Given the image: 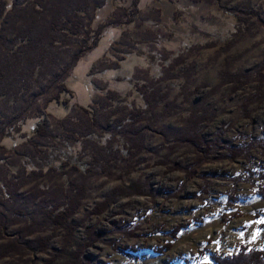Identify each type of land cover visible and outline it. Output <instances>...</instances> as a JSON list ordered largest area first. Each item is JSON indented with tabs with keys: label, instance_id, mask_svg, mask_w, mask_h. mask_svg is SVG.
I'll return each mask as SVG.
<instances>
[{
	"label": "rangeland",
	"instance_id": "374dc122",
	"mask_svg": "<svg viewBox=\"0 0 264 264\" xmlns=\"http://www.w3.org/2000/svg\"><path fill=\"white\" fill-rule=\"evenodd\" d=\"M3 1L0 29L5 18H12L13 1ZM130 1L87 0L91 8L78 15L93 30L119 20ZM32 2L45 10L53 0H17L15 6L31 9ZM138 4L140 13L133 22L103 28L98 46L83 53L62 77L71 91L66 105L49 100L56 88L48 86L69 63L83 34L50 31L55 43L38 48L14 40L13 34L0 41V210L8 224L5 236H15L29 220L24 216L31 213V196L38 189H63L70 179L80 181L72 167L86 168L96 147L116 159L110 171L89 179L86 197L70 218L77 227L76 242L87 231L101 236L86 249L87 264H209L203 252L225 257L241 245L264 254V220L254 216L255 210L264 212V199L256 194L264 184L256 176L264 172L259 147L264 145V97L245 108L246 100L256 96L255 82L239 90L220 84L221 72L257 74L264 60V0ZM48 19L42 17L41 25L47 26ZM226 41L235 42L226 48ZM133 82L164 93L153 110L157 121L144 111L147 107ZM259 88L264 92V83ZM79 107L88 113L81 114ZM192 108L207 118L198 126L202 139L213 145L205 156L172 140ZM137 109L144 111V119L132 131L139 133L142 148L132 158L122 137L128 118H121ZM43 120L54 131V141L34 136ZM244 146V157L227 155L231 147ZM200 157L204 160L198 164ZM39 170L43 173L36 176ZM134 182L150 186V195L120 194L106 210L97 205L115 188ZM229 195L242 204H230ZM41 197L45 195L39 194L35 202ZM176 226L187 230L176 238L167 235ZM38 234L51 237L46 253L23 250L0 264H42L64 243L63 233L51 229L26 239ZM166 244H171L166 252L155 254Z\"/></svg>",
	"mask_w": 264,
	"mask_h": 264
},
{
	"label": "trees",
	"instance_id": "16d2710c",
	"mask_svg": "<svg viewBox=\"0 0 264 264\" xmlns=\"http://www.w3.org/2000/svg\"><path fill=\"white\" fill-rule=\"evenodd\" d=\"M12 6L10 9V14H12V18H5L1 29H0V41L7 36L8 34H13L14 40H20L24 42L28 47H40L44 45V43H49L51 46L55 43V35L50 36V31H59L65 33V31L70 30L74 34H83V39L79 42L80 44L77 46L75 52L70 55L69 63L67 65L62 66L60 69V74L57 75L55 79L50 81V86H55L56 93L54 97H51L50 101H57L62 105H66L68 99L65 97L71 91L68 89L66 84L61 81L62 77L70 71V67L74 66L80 59L81 55L87 51H92L98 46V40H100L102 36V29L106 27H111L113 25L123 26L127 25L129 22L134 21V17L140 13L138 9V2L140 0H131L130 4L127 8H122L120 13V19L113 20L110 23H100L95 29H91V25L89 22L84 24L82 16H79V12H84L91 8V4L87 2V0H53L52 6L50 8L37 9L35 6V2H32V8L28 9L23 6V8H17L15 3L17 0H12ZM44 1V0H39ZM5 6V1L0 0V20L3 16V9ZM95 9H93L94 11ZM45 14V15H44ZM14 16V17H13ZM43 17V20H46L49 17L47 26H42L40 19ZM124 20V22H122ZM85 30V32H83ZM83 32V33H82ZM54 33V32H53ZM55 34V33H54ZM66 34V33H65ZM91 40L88 42V40ZM235 41H226V48H229L234 44ZM64 44V43H63ZM221 78H223L221 83L231 85V88L234 90H239L240 88L246 86L249 82H255L259 87L264 83V60L261 62V65L258 69L257 74L255 76L241 73L239 71L234 72H221ZM132 86L134 90L140 94V98L146 105V110L148 113L154 116L155 121L158 120L157 115L153 113L156 105L162 101L165 97L164 93H161L160 89L150 88L147 84L143 82H133ZM257 86L256 96H252L246 100L245 108L252 102H258L264 97V92L260 90ZM113 91H110V95L113 94ZM104 104V103H103ZM166 105V104H165ZM80 108V107H79ZM244 108V109H245ZM81 114L84 112L88 113L85 107L79 109ZM94 111V109H93ZM92 111V112H93ZM144 111L142 109H137L133 112H130L126 117L123 116L121 119L128 118L127 126L128 128L122 132L123 136L128 144L129 150L128 154L131 155L132 158L135 157L136 152L142 148L141 142L139 140V133H133V126L138 123L140 120L144 119ZM169 111L168 106L166 105L165 113ZM204 112L199 109L192 108L191 112H189L187 118L184 120V125L181 127L180 131L174 134L173 142L177 145L187 144L195 148L197 152L203 153L202 156L206 155V152H210L212 150V143L209 141L203 140L201 134L199 132L198 126L207 121V118H204ZM120 119V120H121ZM13 122V121H12ZM44 124H38L35 128V135L38 138H43L45 141L50 142L54 141L56 137L53 135V130L49 129V124H46L43 120ZM60 126L65 127V123L60 121ZM51 126V125H50ZM34 144V143H33ZM261 149L264 152V145L259 143ZM176 145V146H177ZM176 146L173 148L175 149ZM201 148L203 150H201ZM49 149V148H48ZM94 154L92 157V162H88L85 164L86 168L83 170H79L77 167L73 166V170L77 171L80 176V181L77 180H69L67 185L63 189H53L52 191H43L37 190V194H33L31 196L30 204H33L32 211L29 214H25L24 217H27L29 220L26 222L24 227L18 229L15 236L6 237L5 230L8 227L7 219L2 215L0 210V225L3 226L2 230L0 229V261L8 257L9 255H22L23 250L31 251L33 253L41 252L46 253L49 249V242L51 240L50 236L41 237V235H37L34 239H26L29 238L34 233H40L44 230L51 229L52 231H57L63 233L64 243L61 245L59 251L52 252L48 259H46L42 264H53L58 259L64 260L62 264H87L85 260V252L88 247L93 244V242H97L101 236L92 231H87V236L85 234V230H83V234H85L83 239H80L78 242L75 241V231L77 227L70 222V218L76 213L78 209V205L81 200L86 197V189L89 184V179H91L95 174H101L107 171H110V163L114 161L115 155L110 151L106 152L100 148L93 149ZM248 152V147H231V149L227 150V155L231 158L233 157H244ZM115 158V159H114ZM204 157L198 159L197 162H203ZM259 169H262L259 167ZM43 172L39 170L36 173V176L41 175ZM255 175V174H253ZM263 182H264V172L258 171L256 173ZM204 190V188H203ZM60 195H57V193ZM151 188L145 184H137L131 183L127 187L115 188L111 191V194L106 195V199L97 204L103 207V210H106L109 204H112V201L115 196L125 195L131 196L133 194L138 195H150ZM39 194L45 195V197H41L39 201L35 202L38 199ZM55 194L56 198H50L49 196ZM256 194L264 199V184L262 187H259ZM228 201L230 204L239 205L242 204L243 201L239 199H235L233 196H228ZM35 202V203H34ZM100 212H98L99 214ZM255 218L260 220H264V212H260L259 210H255L254 213ZM260 227L264 228V223L260 225ZM186 227L184 226H176L172 231L168 232L172 238H176L179 234H184L186 232ZM171 244L163 245L159 247L155 252V254L166 252ZM112 248L115 250L124 251L123 248ZM204 251V250H203ZM204 255L207 256L209 260V264H264V254L258 248H247L243 245L239 247V250L233 255H227L225 257L219 256L217 253L213 252H203Z\"/></svg>",
	"mask_w": 264,
	"mask_h": 264
}]
</instances>
